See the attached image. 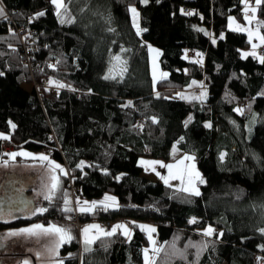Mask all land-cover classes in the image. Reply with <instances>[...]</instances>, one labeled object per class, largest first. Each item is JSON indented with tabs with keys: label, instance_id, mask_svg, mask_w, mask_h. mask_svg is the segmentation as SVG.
I'll use <instances>...</instances> for the list:
<instances>
[{
	"label": "trees",
	"instance_id": "trees-1",
	"mask_svg": "<svg viewBox=\"0 0 264 264\" xmlns=\"http://www.w3.org/2000/svg\"><path fill=\"white\" fill-rule=\"evenodd\" d=\"M129 6L139 11L141 37ZM0 7L6 15L0 17V133L9 137L0 147L11 141L16 151L48 155L68 170L69 177L59 175L47 211L24 220L70 231L73 239L59 249L63 264H143L141 250L149 243L139 223L156 225L159 244L179 236L178 249L189 241L208 245L198 257L188 248L187 259L161 253L158 264H264V63L242 59L246 38L228 28L229 16L242 18L239 0H71V24L59 22L50 0H0ZM257 17L264 21V6ZM13 23L24 25L25 40L35 46L30 66L16 52L21 43ZM148 45L159 49L160 68L168 73L155 91ZM186 50L202 53L204 64L183 59ZM114 55L126 71L104 79ZM49 79L66 87L57 89ZM197 79L208 89L205 101L176 96ZM175 144L195 157L205 180L199 196L142 176L140 158L168 160ZM0 158L8 155L0 152ZM81 161L88 164L77 167ZM70 183L82 200L114 196L117 210L98 208L81 214L82 222L128 221L131 240L118 233L85 252L73 211H62L64 192L71 201ZM193 217L198 222L189 224ZM209 225L216 231L205 237L201 231Z\"/></svg>",
	"mask_w": 264,
	"mask_h": 264
},
{
	"label": "snow or ice",
	"instance_id": "snow-or-ice-1",
	"mask_svg": "<svg viewBox=\"0 0 264 264\" xmlns=\"http://www.w3.org/2000/svg\"><path fill=\"white\" fill-rule=\"evenodd\" d=\"M71 2V0H50V3L54 6L55 14L57 18L59 19V22L61 24L64 23H73V19L70 17V13L68 12V5ZM141 3L147 4L148 0H140ZM240 4L243 5L242 13H243V19L245 21V25H241L237 23L235 17L229 16L227 18L228 20V28L231 31H237V32H245L247 33L248 43L251 45L250 51H241L240 55L241 58H247L251 56L253 59L259 60L260 63H264V56L258 55L256 49L264 45V34L261 33V29H264V21H258L257 20V12L261 8V6H264V0H255V6H252L249 2V0H239ZM128 12L131 14L132 18V24L133 27L136 28L137 35H140L141 31H143L139 27L138 18H139V12L135 7L129 6ZM181 12L183 13V9H181ZM251 13V15H249ZM186 15H191L192 13H184ZM37 16H43L45 15L44 12H39L36 14ZM0 17L6 18L5 11L3 7H0ZM65 17H68L67 19ZM253 22H255L256 26L255 28L250 27ZM197 31L203 32L204 29H196ZM11 31V29H10ZM206 35H210L209 33H205ZM220 39H224V35L221 34ZM254 41H258L254 42ZM213 43L216 41L213 40ZM148 49L150 53H154L155 55L152 56V78H153V86L155 87V84L157 83V73H158V64H157V58L161 53L158 49L152 48L151 45H148ZM123 50V49H122ZM196 57H200V59H191L192 63H202V56L203 54L200 52L195 53ZM183 59H190L187 55V50L185 51ZM112 61L114 63L111 64V66L108 69V73L103 77L104 79H115L116 75H123V72L126 71V68L123 67L125 64L124 61H122L121 57L119 55L112 56ZM59 63V61H57ZM49 68H55L54 65L49 64ZM4 73L0 72V76H2ZM168 73L166 72H159V78L160 79H167ZM49 85H54L57 89L66 87L65 84L60 83L59 81H55L52 79H49L48 81ZM197 81H192V84H197ZM191 87V85H189ZM202 87V84L200 85ZM157 96H159V93H157ZM176 96L181 99H191V100H203L206 97V92L202 91L199 96H192L189 98L184 93H176ZM131 106V102L129 101L127 104L124 105V107ZM234 111H236L238 114H243L244 109L243 108H235ZM254 118V117H253ZM192 119L191 116H189L188 121ZM188 121L185 122V125L187 126ZM152 122L156 123V119L153 117ZM8 124L11 128H15L16 125L13 124L11 121H8ZM143 127L142 125L140 126ZM205 127H210V124H206ZM8 136H5L4 134L0 133V139H8ZM183 139V137H181ZM179 143V141L177 142ZM177 151L176 146L173 145V152ZM6 155L9 156L11 159H15L17 156H23L26 158H31L33 160H39L40 162H46V167L49 175V183L44 185V188L46 189L45 194L43 196L44 200L51 202L54 197H56L57 192L60 189V178L59 175H67L65 170L56 163L54 160L50 159L48 155L40 154L38 156L33 155L28 152H13V153H7ZM224 153H221V159L224 157ZM195 157L192 155H184L181 159L176 160L173 164H164L161 161H150V160H141L139 161L141 166L145 167V170L151 169L152 171H156L155 166L159 165L161 168H166L168 170V175L161 176L159 172L156 174L160 177V179L164 182L166 186L171 187L170 181L172 180H178L180 182L178 187L179 191L189 193L191 195H200L199 189L196 187L197 182L200 184H203L205 181L200 176V173L197 171L195 163H194ZM84 162L81 161L80 164L77 165V167H83ZM57 170L59 172V175H57ZM117 180L120 179V177H116ZM71 201L68 199L67 192L63 193V204L64 208L62 211L64 212H71L73 209L69 207V204ZM76 211L80 213H93L98 208L104 211H107L109 208H118L119 204L116 201V198L114 196H110L108 194H105L102 200L99 201H80L79 198L76 200ZM33 215L40 213L43 214L47 211V208L39 207V208H33L30 209ZM198 221L195 217L190 219L188 221L189 224H195ZM132 224H135V222H131ZM136 227H138L141 232L146 233L149 247L142 249L143 254V264H158V257H160L161 253H164L166 256L169 257H178L180 259H187L186 256V250L188 248H196L197 249V257L199 256L200 251H202L204 248H207V243L203 244H196L191 241L189 243L184 245L183 249H178L176 247V241L179 240V236L174 237L172 242H165L164 244H157L156 240L153 238V233L156 232V228L151 225L147 224H136ZM93 230H95V234H92ZM216 230L211 226L205 227L201 234L205 237H211L213 233ZM261 234H264V227L259 229ZM120 234L125 236L128 240H131L132 238V230L128 227V225L124 223H117L111 227L110 230H106L102 228L99 224H88L85 225L81 229V237L84 244V251L90 252L92 249L89 247V245L95 243L96 241H102L105 237H112L116 234ZM10 236H18V235H26L28 237H48L53 236L55 237V241L52 247H48L47 251L50 254V257H56L59 255V248L62 246V244L69 242L73 239V237L70 234V231L68 229H65L61 226H58L56 224H53L49 222L47 226L43 224H32L30 227H25L18 229L16 231H11L8 233ZM220 235H223V233H220ZM167 245V250H166ZM261 250H264V246H261ZM36 257L39 259L41 256L40 252H37ZM260 259L259 257L257 258ZM22 264H31V262L28 259H24L22 261ZM54 264H63V260H55Z\"/></svg>",
	"mask_w": 264,
	"mask_h": 264
},
{
	"label": "rangeland",
	"instance_id": "rangeland-1",
	"mask_svg": "<svg viewBox=\"0 0 264 264\" xmlns=\"http://www.w3.org/2000/svg\"><path fill=\"white\" fill-rule=\"evenodd\" d=\"M141 4H143V3H141ZM132 7H135V6H132ZM135 8L137 9V7H135ZM137 11H138V9H137ZM129 16L131 17L130 13H129ZM139 18H140V16H139ZM139 18H138V23H139ZM131 25L133 27L132 18H131ZM139 27H140V24H139ZM140 28L144 31V29L142 27H140ZM134 30H135V32L137 34L136 28H134ZM143 31H141L140 35H138L139 37H141V34H142ZM254 42L258 43V41H254ZM247 43H248V38H247ZM152 48L157 49L155 47H152ZM250 50H251V45L249 44L247 48L241 49L240 52L241 51H250ZM256 51L258 53V48L256 49ZM196 52H198V51H196ZM195 53L193 54L192 57H189V55L187 54L188 57L190 58V59H188L189 61H191V59H200V57H196L195 56ZM153 55H155V54L154 53H150L149 50H148L149 69H150V76H151V80L152 81H153V78H152V56ZM159 57H160V55H159ZM159 57L157 58V64H158V73H157L158 79H157V82L160 81V80H163V79L159 78V72H164L160 68V65H159V59L160 58ZM204 59H205V56H202V62L203 63H204ZM244 59H246V58H244ZM198 64H200V63H198ZM193 81H197L198 82L195 85L192 84L191 87H190V89L192 88V89L195 90L193 93H189L188 90L187 91L183 90V91H178V92L179 93H184L189 98H191L192 96H199L200 93L202 91H204V89H206L205 83L201 79H197V80H193ZM201 84H202V87L200 86ZM155 87H156V84H155ZM155 87L153 86L154 91H155ZM51 92L53 94L55 93L54 91H51ZM178 92H176V93H178ZM204 92H206V97H207V95H208L207 91H204ZM206 97L203 100H195V101H197V102L198 101H201V102L205 101ZM182 100H186V99H182ZM188 100L189 101H193L191 99H188ZM175 146H176L177 151L173 152V146H172L170 148V150H169L168 160H160V159L155 160V159L148 158V157L147 158H140L138 160V164L143 169V177L147 178L149 180H152V181H158V182L160 181V182L164 183L156 173L159 172L161 176H166V175H168V170L166 168L159 167V165L155 166L156 171H152L151 169L145 170V167L141 166L140 163H139V161H141V160L161 161L164 164H173V163H175L176 160L181 159L184 155H192V156H194L193 154H188V153L182 152L180 149H178V146L176 144H175ZM21 151L27 152V151H24L22 149L17 150V152H21ZM28 153H31L33 155L38 156L37 154H34V153L30 152V151H28ZM17 157H15V159H17ZM19 157H20V159L22 161L15 162L16 160L15 161H8V160L6 161V160L0 159V168H1V170H3L6 173L9 172V173H13L15 175H19V176H23V177L26 176L28 179L29 178L33 179L31 181L37 183V188L34 189L35 190L34 191V193H35L34 194V204H36V208H39V207H44L45 208L46 203L49 202V201H46L43 198V196L45 194V191H46V189L44 188V185L49 183V179L48 178H49V175H50V173L48 172L47 167H46V162H40L39 160H33L31 158H26V157H23V156H19ZM9 159H11V158H9ZM194 163H195L196 169L198 171L197 164H196L195 160H194ZM87 164L88 163L86 161H84V165H87ZM61 167L67 173V177H69V173H68V170L66 169V167L63 166V165H61ZM57 175H59L58 170H57ZM170 184L172 185L171 187H173V188L178 190L177 186H179L180 182L178 180H172V181H170ZM204 184H205V182L203 184H200L199 182H197L196 187L199 189V191L201 190V187ZM70 192H71V188H70ZM71 194H72V192H71ZM103 197L95 199V201L102 200ZM77 198H79V200L81 202L85 201V199L82 200L78 196L76 197L75 200H77ZM86 201L91 202L93 200H86ZM116 201H118V200H116ZM76 207H77V205H76V201H75V204H72L73 211L76 209ZM109 209L110 210H117V208H109ZM37 214H40V213H37ZM111 222H112V226L117 224V223H124V222H120L118 219L115 220V221H111ZM35 224H38V223H35ZM88 224H99L102 227V224L99 223V221L82 223V227L78 230V235H79V239H80V243L81 244L83 243V240H82V237H81V229L85 225H88ZM124 224H126V223H124ZM25 227L26 226L20 225V227L10 228V230L4 231L5 232V236H6L4 238V240H6L5 242L10 243V242H12L11 241L12 239L13 240H17L19 242L12 246V251H11L12 254H17V256H12L11 258H3V259L9 260V261H13L14 260V264H19L21 262V259H22V261L24 259H28L31 262V264H33V263L34 264H54L55 260H59L58 256L50 257V254L47 251V248L48 247H52L53 244H54L55 237H53V236H48V237L41 236V237L37 238V237H28L26 235H18V236H10V235H8V233L11 232V231H16L18 229L25 228ZM111 227L107 228L106 230H110ZM128 227L131 229L130 225H128ZM92 234H95V230H93ZM132 234H133V232H132ZM145 235H146V233H145ZM146 238H147V235H146ZM153 238L157 242V237H156L155 233H153ZM147 242H148V239H147ZM157 244L159 245V242H157ZM89 246H91V245H89ZM147 247H149V244H148ZM147 247H145V248H147ZM37 252L41 253V256H40L39 259L35 255Z\"/></svg>",
	"mask_w": 264,
	"mask_h": 264
},
{
	"label": "flooded vegetation",
	"instance_id": "flooded-vegetation-1",
	"mask_svg": "<svg viewBox=\"0 0 264 264\" xmlns=\"http://www.w3.org/2000/svg\"><path fill=\"white\" fill-rule=\"evenodd\" d=\"M33 179H28L26 176H19L13 173L4 172L0 168V194L1 195H13L17 201L20 208L18 212L13 213L12 211L5 212V217L0 219V236L3 238V242L7 244L6 250L0 256L3 258H11L12 256H17V254H12V246L19 241L11 240L12 242L7 243L4 240L5 232L10 230V228H17L20 225H24V220L31 221L32 218L38 216L39 214L33 215L30 209L36 208L34 204V189L37 188V183L32 182ZM23 192L25 194H23ZM32 195V201L27 197V195Z\"/></svg>",
	"mask_w": 264,
	"mask_h": 264
},
{
	"label": "built area",
	"instance_id": "built-area-1",
	"mask_svg": "<svg viewBox=\"0 0 264 264\" xmlns=\"http://www.w3.org/2000/svg\"><path fill=\"white\" fill-rule=\"evenodd\" d=\"M250 3H255V0H249ZM184 12H188V9L185 8ZM23 26L21 27V25H17L15 23H13V29L15 30V32H17L19 38H20V43H21V47L16 51L18 54H20L22 56V58L24 59V63L27 64L28 66H30V62L32 60V54L35 51V46L32 44V42L25 40L24 36H23ZM259 54L260 55H264V45L261 46L260 50H259ZM56 93H54L53 95H55ZM0 152H1V157L5 156L7 153H13V152H17L15 149L14 144L11 141H6L4 142L1 147H0ZM19 157V156H18ZM1 159V158H0ZM8 160L9 161H15V159H9L8 156ZM70 188H71V201L74 202L76 195L75 192V188L74 186L72 187V184H70ZM73 217H72V224L75 226L76 230L78 231L81 227H82V215L80 213H78L76 210H74L73 212ZM102 224V227H104L105 229L109 228L111 226V222L107 221V222H100Z\"/></svg>",
	"mask_w": 264,
	"mask_h": 264
},
{
	"label": "water",
	"instance_id": "water-1",
	"mask_svg": "<svg viewBox=\"0 0 264 264\" xmlns=\"http://www.w3.org/2000/svg\"><path fill=\"white\" fill-rule=\"evenodd\" d=\"M23 194H25L23 192ZM27 197L32 201V195H27ZM18 208L20 206L18 205L17 199L13 195H1L0 194V219L1 218H8L5 217V212L12 211L13 213L18 212ZM7 244L3 242V238L0 236V254H3L6 250ZM3 256H0V264L3 262ZM34 264V263H33Z\"/></svg>",
	"mask_w": 264,
	"mask_h": 264
},
{
	"label": "crops",
	"instance_id": "crops-1",
	"mask_svg": "<svg viewBox=\"0 0 264 264\" xmlns=\"http://www.w3.org/2000/svg\"><path fill=\"white\" fill-rule=\"evenodd\" d=\"M252 6H255V3H250ZM243 9V8H242ZM249 15H251V13H249ZM257 20H258V17H257ZM237 21V23H239V24H241L242 26L243 25H245V21H244V19H243V13H242V18L241 19H238V20H236ZM259 21V20H258ZM255 26H256V24H255V22H253V24L250 26V27H253V28H255ZM237 32V31H236ZM239 33H243L244 34V36H245V38H246V41H247V33H245V32H239ZM262 33V32H261ZM248 45H249V43H248ZM263 46V45H262ZM260 48L261 47H259L258 48V54H259V50H260ZM195 52H187V54L189 55V57H192L193 56V54H194ZM260 55V54H259ZM204 63L202 62V63H200L199 65L200 66H202ZM204 81V80H203ZM205 83V82H204ZM189 85H192V81L187 85V87H185L184 89H182V90H180V91H183V90H188V92L189 93H193L195 90L194 89H190V86ZM206 86V85H205ZM204 89V88H203ZM207 89V88H206ZM206 89H204V91H207V94H208V89L206 90ZM208 96V95H207ZM207 98V97H206ZM182 100V99H181ZM186 101V100H185ZM193 101H195V100H193ZM198 102H201V101H198ZM203 102V101H202ZM142 176H143V173H142ZM77 197V196H76ZM76 197H75V199H76ZM74 199V202H72L71 201V203L72 204H75V200ZM118 202V201H117ZM74 212V211H73ZM79 213V212H78ZM80 214H85V213H80ZM120 222H124V223H126L127 225H130V222H128V221H125V220H122V219H118ZM133 222V221H132ZM35 223H37V222H34V223H31V224H25L24 223V225H22V226H26V227H30L32 224H35ZM39 224V223H38ZM139 224H147V225H151V226H154L155 228H156V225L155 224H153V223H150V224H148V223H139ZM112 226V225H111ZM131 227V226H130ZM155 235H156V232H155ZM126 238V237H125ZM80 240V239H79ZM81 244V243H80ZM82 245V247H83V249H84V245H83V243L81 244ZM92 246V245H91ZM91 246H89V247H91ZM61 248V247H60ZM59 248V249H60Z\"/></svg>",
	"mask_w": 264,
	"mask_h": 264
}]
</instances>
